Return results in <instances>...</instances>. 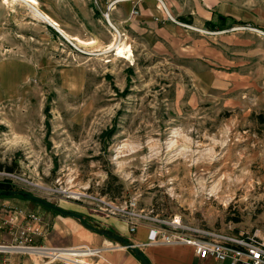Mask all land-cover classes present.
I'll use <instances>...</instances> for the list:
<instances>
[{
	"label": "rangeland",
	"instance_id": "rangeland-1",
	"mask_svg": "<svg viewBox=\"0 0 264 264\" xmlns=\"http://www.w3.org/2000/svg\"><path fill=\"white\" fill-rule=\"evenodd\" d=\"M225 1L249 12L251 24L218 18L211 31L186 22L168 57L110 35V12L96 9L98 24L86 27L77 0L38 7L71 36L100 38L95 44L67 39L21 1L0 0L2 191L32 193L92 223L110 217L72 196L137 200L188 228L264 240V0ZM120 43L132 48L129 59L109 49ZM17 208L44 218L37 245L95 248L80 222L65 236L55 210L0 197V212ZM102 254L77 262L104 264Z\"/></svg>",
	"mask_w": 264,
	"mask_h": 264
},
{
	"label": "crops",
	"instance_id": "crops-1",
	"mask_svg": "<svg viewBox=\"0 0 264 264\" xmlns=\"http://www.w3.org/2000/svg\"><path fill=\"white\" fill-rule=\"evenodd\" d=\"M36 1L37 8L40 10L38 7L39 2ZM77 1L78 4L75 3L74 14L82 19L81 21L84 22L86 27L93 28L98 24L96 9L110 12L108 21L120 33L121 30H125L126 32L122 34L128 35V38L148 42L152 46L148 53L156 52L159 56L167 55L168 57L172 56V50L166 48V46L172 45V33L174 36L182 34L181 27H184L186 22L192 24L193 21L196 26L204 28L209 21L215 22L218 18L227 17V19L235 21L237 24L250 25L253 17L249 12L241 9L239 5L228 3L225 0H161L175 21L167 18L159 0H97L96 4L93 0ZM92 4L97 7H93ZM134 10H138L139 13L133 15ZM44 14L58 24L57 30L64 36L66 35L67 39L74 38L84 42L81 38L70 35L66 28L68 25L64 20L57 18L56 21L48 14ZM45 22L52 26L50 22ZM111 31L112 28L109 29L110 35L115 36ZM95 38L94 41L100 39ZM59 221L61 222L59 223ZM76 221L69 217L60 218L57 222L58 229L65 236L69 235L67 228L72 223L77 225ZM94 224L100 228L108 229L139 246L150 264H229L228 261L218 262L214 259H200L190 246L150 243L151 231L154 227L149 224L139 225L136 233H131L130 226L124 219L110 217L106 221H99ZM88 239L92 246L103 250L100 258L104 264H141L132 252L122 247L119 242L112 238L102 236L88 229ZM74 241L71 240L73 244H75ZM7 242H9L7 233H1L0 245ZM40 258V256L30 254L0 250V261L7 259V264H39ZM97 264L102 263L98 261Z\"/></svg>",
	"mask_w": 264,
	"mask_h": 264
},
{
	"label": "built area",
	"instance_id": "built-area-1",
	"mask_svg": "<svg viewBox=\"0 0 264 264\" xmlns=\"http://www.w3.org/2000/svg\"><path fill=\"white\" fill-rule=\"evenodd\" d=\"M159 1L167 18L175 21L164 3ZM138 13V10H134L132 14ZM109 17V13L105 14L107 20ZM108 23L117 39L122 40L125 34H121L110 21ZM81 196L77 198L89 201L96 212L103 213L107 217L124 219L129 224L131 233H136L138 226L144 223L154 227L151 231L150 243L190 246L203 260L228 261L229 264H264L262 239L229 236L204 228H188L178 217L162 218L159 214L140 208L137 200H131L123 206L100 195L82 194ZM47 230L44 218L36 212L18 208L1 211L0 234L6 232L9 242L0 245V250L18 254H36L42 259L40 264H78L87 252L94 257L102 252V249L88 245L72 248L51 247L44 243L37 245V239L44 240ZM66 253L70 258L65 257ZM0 264H7V259L0 261Z\"/></svg>",
	"mask_w": 264,
	"mask_h": 264
},
{
	"label": "water",
	"instance_id": "water-1",
	"mask_svg": "<svg viewBox=\"0 0 264 264\" xmlns=\"http://www.w3.org/2000/svg\"><path fill=\"white\" fill-rule=\"evenodd\" d=\"M1 196H8V197L20 196L25 200L32 201V202L38 203V204H40L46 208L55 210L56 212H58L63 217L73 218V219L77 220L78 222H80L87 229L94 231V232H96L102 236L112 238V239L116 240L117 242H119L122 247H124V248L128 249L130 252H132L134 254V256L140 261L141 264H150L148 258L146 257V255L140 249L139 246H137L133 242L128 241L126 238L119 236L118 234L113 233L112 231H110L108 229L100 228V227L96 226L95 224L88 222L87 221L88 217L85 215H82V214H79L77 212L70 211V210H64L61 207L53 205L50 202H48L47 200H45L41 197H38L32 193H28V192L1 191L0 197Z\"/></svg>",
	"mask_w": 264,
	"mask_h": 264
},
{
	"label": "bare ground",
	"instance_id": "bare-ground-1",
	"mask_svg": "<svg viewBox=\"0 0 264 264\" xmlns=\"http://www.w3.org/2000/svg\"><path fill=\"white\" fill-rule=\"evenodd\" d=\"M8 2V0H6ZM13 1H21L22 3L27 4L33 11L34 15L36 17H38L39 19H42L44 21H48L50 22L53 26L58 28V24H56L53 20H51L48 16H46L43 12H41L38 8H37V1L36 0H13ZM112 25V24H111ZM66 36V35H65ZM67 37V36H66ZM69 37V36H68ZM69 39V38H68ZM78 41V40H77ZM81 45H89L88 43L82 42V41H78ZM95 44V43H94ZM115 49L117 55H119V57L124 58V59H129L133 53H132V48L130 46H128L127 44L124 43H120L117 46H111L109 47V49ZM106 52V51H105ZM76 194V193H75ZM73 198H77V196H72ZM85 257H90L93 256L92 254H90V252H87L86 255H84ZM86 261V260H83ZM78 264H85V263H78Z\"/></svg>",
	"mask_w": 264,
	"mask_h": 264
},
{
	"label": "trees",
	"instance_id": "trees-1",
	"mask_svg": "<svg viewBox=\"0 0 264 264\" xmlns=\"http://www.w3.org/2000/svg\"><path fill=\"white\" fill-rule=\"evenodd\" d=\"M206 27L208 28V29H210L211 31H217L218 30V26L213 22V21H209V22H207L206 23ZM7 188H3L2 189V186H0V191H2V190H6ZM15 197H20V196H15ZM15 197H13V198H15ZM22 198V197H21ZM23 199V198H22ZM25 200V199H24ZM28 201V200H27ZM56 212V211H55Z\"/></svg>",
	"mask_w": 264,
	"mask_h": 264
},
{
	"label": "flooded vegetation",
	"instance_id": "flooded-vegetation-1",
	"mask_svg": "<svg viewBox=\"0 0 264 264\" xmlns=\"http://www.w3.org/2000/svg\"><path fill=\"white\" fill-rule=\"evenodd\" d=\"M71 211H73V210H71ZM74 212H77V213H79V214L85 215V214L80 213V212H78V211H74ZM85 216H87V215H85ZM87 217H88V216H87ZM87 221L90 222V223H92L89 217L87 218Z\"/></svg>",
	"mask_w": 264,
	"mask_h": 264
}]
</instances>
